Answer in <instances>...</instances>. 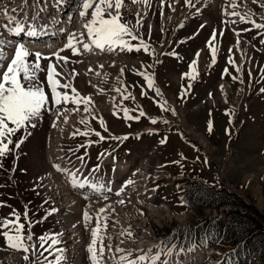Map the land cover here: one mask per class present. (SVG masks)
Listing matches in <instances>:
<instances>
[{
    "label": "rangeland",
    "instance_id": "1",
    "mask_svg": "<svg viewBox=\"0 0 264 264\" xmlns=\"http://www.w3.org/2000/svg\"><path fill=\"white\" fill-rule=\"evenodd\" d=\"M128 1L131 2V0ZM152 3H154L152 8V14L155 19L151 16V14L150 16L154 19V21H156L154 23L156 25L151 27L150 24H148L149 19L147 16L146 18L143 19L144 21L141 22L142 27L139 28L138 34L144 38L146 43L151 45V43L154 42L155 44L162 45L164 47V45L168 44V41L170 40L169 33H171L174 30V27L177 25L175 23H171L169 27L166 28V31L163 28H161L163 25V21H162L163 18H161L162 10H161L160 0H152ZM238 3L240 6L237 9L238 11L241 12L240 1ZM258 3L264 4V0H259ZM133 5L134 7L137 6L136 3ZM168 5L167 6L164 5V6L166 10L168 9L167 11L170 12L169 9L170 7ZM196 7H198V4L196 5ZM182 8L184 9V4L181 6V9ZM253 8H255L256 11H260L261 8L264 7L258 6L255 3L253 4ZM122 11H123L122 14L124 21H129L131 22V24L137 23L136 13L137 11L141 13L140 9H135L133 12H131V14H129L130 11L128 8H124L122 9ZM200 11L201 13L197 14L195 19L193 18L191 20L192 22L190 21L187 26L183 25V28H180L179 26V28H177V30L175 31V34H173L174 36L172 39L174 41L168 47H165V50L166 51L176 50L174 52L178 54V58L173 55H168L166 57L165 62L161 64V70L178 68V66L179 67L184 66V68L186 69V65H188V63L191 62V60L193 59V55L196 49H198L199 47L201 48L206 47L205 51H208L207 49L209 48L207 47V42L212 35L211 34L212 30L216 29L218 34L216 41L213 42V46L215 47L216 45H220L222 47L221 50L222 61L203 75V80L200 86L206 90L203 89V92H201L198 85V88L196 89V93L193 94L194 96L195 95L196 96L193 97L192 99H187L188 101L185 100L184 103H180V104L178 102L179 100H175V102H177L178 104H172L171 102H169L168 105L174 108L175 112L177 108L181 107V110L179 112H176L175 115L172 114L171 111L162 112L158 107L157 103L154 102L153 104H149L148 100L151 99V95L153 94L155 95V93L152 89L147 88L145 79L143 78L142 75L138 74L140 73L141 69H145V68L147 69V72L150 73L153 66L157 64L154 63L152 57H150L148 54L144 53L143 51L139 53L135 51L130 53L123 51L124 53L129 55L128 58L132 60H137L138 58V60H140L144 65V68H142L141 65H137V66L134 64L130 65L131 62H127L125 64L126 66L124 67V69L126 70H124L123 72L124 80L126 82V85L123 88L124 95H128L129 93L131 94V96H133L132 94H134V96L137 95V98L139 99L140 97V100H142L144 104H140L138 101L133 102L131 99H129V100H123L122 101L123 104H121V107L134 109L135 111H130L129 113V115L131 116L138 115V112L142 108V110L146 113V116L141 117L138 121L127 120L123 118V112L121 111V108L114 109L115 110L114 112L119 113V116L115 115L114 112L110 110L108 111L100 110L102 112V117L104 118L98 116L99 112L98 113L94 112L96 114L94 113L93 114L95 116L97 115V117L102 118L104 120L107 131H105L104 127L100 125L98 119H93L91 115H87V116L85 115L87 119L89 118L88 121L90 123L87 125L79 123L78 128L75 127L73 128V130L69 129V133L68 131L66 132V134L68 135L65 138H62L60 141H58L56 145L57 150L61 152L62 158H64L63 154H65V157L66 155L67 156L72 155V157H80L81 155H83L84 150L78 148L79 144L88 139L96 140V138L98 137L94 134L95 132L104 133L105 135H107V138L109 140L102 142L96 140L97 142L94 144V146L96 145L97 146L91 151V154H93L95 160H97L103 149L115 148L117 144L120 142V140L112 139L113 136L123 137L128 133L132 134V132L139 130L144 131L146 127L153 129H161V132L163 131L162 134H160V136H157V134H145L144 137L141 138L140 140L133 137L132 135L130 138L126 140L124 145L118 151V156L124 157L127 156L129 153H132V151L137 147L145 150L146 147L154 143L156 139L157 140L160 138L165 139L166 143H163L162 146L160 145L158 149L155 150L156 152H154V154L148 155L149 164H151V166L154 165V167H160V165L164 164L168 167V171L173 176H175V180H174L175 185L173 186L174 190L171 191L173 187H170L167 192L171 191V193L168 194L166 197L168 203L170 204L169 208H170L171 216L167 215V213L165 212L166 209L164 208L156 207L155 208L156 212L151 213V211L147 208V206L141 205L140 207H138L139 204H135L132 202L126 203V205L123 206L122 205H118L117 207L113 206L115 209L114 218L119 222V225L117 226L116 229H119V226L122 225H123L122 227L125 228V226L127 225L126 229L124 230L125 232L123 231L122 236L125 242H131L133 240L134 246L138 245L139 241L141 240L140 237L143 236L144 233L147 231H150L151 233L150 236L154 237L153 238L154 240L152 241V238H150V236H146V239L150 240L148 243L151 244L158 242L159 238L167 239L168 237L172 236L170 231L172 229H175L177 226H181V225L183 227L182 231L184 232L188 231V233L192 237H194L193 235L194 234L196 235V233H198V228H200L203 224L208 223V227H210L209 229L210 231L211 229L216 228L214 222L219 220L224 221L225 219L228 218L229 214H239L242 216L243 214H249L255 216L260 223L264 224V173L261 174L262 176L261 183L258 182V179L256 180V177L251 178V176L254 174L260 175V170L258 169V167L252 165L255 164L258 166L261 163V165L264 166V158L259 159L260 161L256 160L257 163H254L252 165L249 164L247 168L240 169L239 174L240 176H242V180H238L233 176V174L235 173L233 171L235 170L236 167H233L232 165L234 164V160L238 153L237 149L243 148L246 144L252 141V139H254L257 136V134L260 131H262L264 128V126H262V122H258L260 121L259 113H258L260 109V102H258V100L260 97L258 99L252 97L253 94H257L261 88H264V76L261 77V75H264V30L254 31L250 33H248L249 32L248 31L244 33V39L250 40L253 43V45L256 46V48L254 47L255 49L253 48L251 49L253 54L252 52H250L251 58H253V60H251V58H248L250 61H254V67L256 68L244 66L242 71L243 83L238 81L235 82L233 80L228 81L229 83L227 84L229 85H227V88L229 90L225 88V92H226L225 94L227 98L226 100L225 99L223 100L222 99L223 94L221 93V91L217 89V83L219 78L215 83H213L215 81V76L218 75V73L220 72L221 68L225 64L224 60L227 57L236 60L237 53L241 54L240 51L239 52L236 51L237 49L236 47L241 45L243 41L240 42L238 38L234 39L232 37L233 32L231 28L227 25L226 26L229 27L231 32L226 28L227 34H225L221 39H219L218 31L220 28L222 29L223 24L221 17L213 12L215 11L216 13H218L217 10L215 8H213L212 10L210 7H205ZM206 18L209 20L211 18V24H205L206 22H208ZM200 25H203L204 27L199 28ZM243 28L247 29L245 27ZM198 29L201 32L199 33L198 38L192 40L191 39L183 40V41L180 40L181 42L177 41L178 39L183 38L188 34H192ZM237 41L240 42L238 46H237ZM131 43L133 45H136L139 42L131 41ZM176 43L178 44L180 43L177 47L178 49L175 48ZM208 54L209 53H207V55L204 54L203 56V59L204 57L205 59H207L204 61V64L210 62V58ZM61 55L68 56L73 61V63L67 66L66 71L70 72L73 68H75V70L77 71L78 75L76 76L75 87L78 89V91L81 94L82 92H84L87 94H92L93 97L97 96L98 100H100L99 101L100 105L104 104L105 101L103 99H105L107 96H110V92H112L113 90L112 89L113 83L111 82V78L113 72L117 74V68L119 67L118 63H115L114 66H112V62L114 63V61H111L110 63L106 64L108 67L106 66L105 72L106 74L108 73L107 74L108 79L105 80L103 83L101 89H103L104 91L101 94L100 91L99 92L94 91L92 85L89 82H87L84 73L82 75L79 72L80 70H83L86 67L85 63L90 58L84 59L83 56L81 57V55L74 56L71 50H68L65 53H61ZM231 55H233V57H231ZM244 57L245 55L243 56L241 55L239 59L236 60V63H239V60H241ZM76 61H80L79 62L80 64L76 63ZM47 63H48L47 60H42L41 66L46 68ZM148 65H151V67H147ZM233 73L235 75L234 71ZM87 74L91 75L92 72H87ZM253 74H255L256 78L253 79L252 82H250L249 75H253ZM100 76H101L100 74L99 75L94 74L92 77L96 78ZM39 77L41 81L45 82V91L46 93L49 94V99L51 100L50 90L47 87V83H46V72L39 73ZM142 90L147 92L146 96L141 95ZM209 92L211 93V101L210 98H208ZM236 98L237 100L239 99L242 101L241 106L235 107ZM155 99H159V98L156 97ZM243 102L248 103V107L250 105L249 111H246L247 107H245L246 105L244 106ZM71 106L73 105L72 104L67 105V107H71ZM61 107H63V105ZM214 107H218V108L227 107L230 109V111L232 110H235V112L238 111L236 112L237 113L236 120L238 119V122L235 124V127H237L238 130H240V127H238V123L243 120L244 123L246 122V124L244 125L245 129L243 131L244 133L242 134V138L239 139L238 142L234 141L235 144L232 141L233 143L232 146L233 148L235 147L234 151L231 150L230 148L226 151L225 144L220 145L221 147L220 146L216 147V145H214L209 140L210 136L208 133L207 134L200 133L201 129H204L203 128L204 123L205 124L208 123L207 118H209L210 116L209 113L208 114L205 113L206 110ZM145 109L146 110L148 109L150 113L147 112ZM201 114H202V118H199V115ZM168 115L170 116L171 119H173L174 121L179 123V125L184 127L185 131L182 132L183 129L180 130V128L177 130L178 127H176L172 131L168 132L167 129H164V127L168 126L167 124L162 122L152 124L150 122V118H163L168 120L166 118V116ZM219 115L221 114L219 113ZM52 120H53V115H50L47 112L43 113V118L42 120L37 122V126L35 128L29 129L31 134L28 135L27 139L21 145L20 149L14 153L8 154L4 158H0V164H2V167H0V221H3L5 219L8 220L14 219L13 213L15 212L20 215V223H23L25 226V230H24L25 235L31 233L35 238L36 236H34V234H38V233L41 234V236H45L46 234L54 235L57 240V237L62 236L61 233L62 228H61L60 220L57 217V215L53 213V216L52 215L50 216L49 214L53 209H55V203H54L55 200L52 199V195L48 193L49 191L45 189L47 181L44 179V177H46V175L49 174L48 171L49 168L51 167L50 164L51 161L49 160L50 158L49 141H51V137L53 135L51 130ZM170 123H175V122L169 121V124ZM66 127H67L66 124H64V129H63L64 131L67 130ZM79 128L88 129L89 130L88 135L87 136L83 134H78L75 136L72 135ZM188 129L189 131H187ZM182 133L185 135L184 137H181L179 135ZM23 134H24L23 130H21L20 133H17V136ZM198 135L200 136L198 137ZM201 138L211 142V145H213L212 149H208L205 146H203L200 142ZM15 139L16 137H13L14 142ZM251 150L254 149L252 148ZM54 154H55V148H53V155ZM252 158H255V155ZM173 161L176 162L172 163ZM77 162H78L77 160H73L71 163L76 164ZM255 170L256 173L249 175V179H248L247 173ZM220 173L222 174V176ZM236 174L238 175V172ZM40 176H42L41 178L43 179H40ZM50 178L51 176L49 177V179ZM54 179L57 180L56 178ZM197 185H200L201 187L208 186L212 188H214L213 186H215L217 188L224 189L225 191H223L222 194H224L227 191H231L234 193V195L237 198L231 201L222 200L223 197H220V199L211 200V198L208 195L200 194L198 196V199L195 200L194 204L189 205L187 200L184 198L185 196L182 195V191H184L186 188H188V190L190 191H193L197 189L196 188ZM61 189L63 190V188ZM48 190H50V182L48 185ZM160 194L161 193H158V197H156L154 200V202L157 203L156 206H161ZM127 197L130 198V201L133 198L130 195H127ZM69 201L71 204L74 203L77 204L76 200H73L72 202V199H69ZM218 201L221 202L218 203ZM188 207H192L189 209L190 212H188V214L185 217L180 218L181 216L180 211ZM236 210H238L239 212L236 213ZM27 211H28V216H27ZM108 214H110V212H108ZM165 214L166 216H168V218L164 217ZM36 219L38 221L34 226L33 224L35 223ZM158 221L161 223H159ZM128 232H131L133 236L132 235L129 236ZM118 233L119 231L116 232L117 235ZM173 233L176 234V232ZM212 235L216 239L215 241L217 242L216 244L218 245L219 256L230 253V251H232V249H234V247L239 244L238 242L229 238V235L227 236L225 232L220 234L219 237H217V234L215 233H213ZM201 237H203L202 234H197L198 240L201 239ZM37 247L40 248V244ZM43 247L44 248L51 247V251H53V254L49 255L47 259L48 261L51 262V264H55L54 257H60L59 251H57L59 249V245L58 244L52 245L51 240H49L44 244ZM0 249L7 250V251L3 250L4 252L0 250V259L9 256L10 253L13 254L15 253V250H12L11 248H5V239L2 235H0ZM47 253L48 251L43 252L44 255L43 258L46 257ZM243 255H245V253H243ZM34 258L35 257L30 255L27 264H30ZM23 261L24 260L20 261L18 264H26V262ZM43 261L44 259L41 262ZM248 261L249 264H261L259 262L260 259L258 260L257 258H255V260H253L251 254L249 255ZM3 264H9V263L8 261L3 260Z\"/></svg>",
    "mask_w": 264,
    "mask_h": 264
},
{
    "label": "snow or ice",
    "instance_id": "2",
    "mask_svg": "<svg viewBox=\"0 0 264 264\" xmlns=\"http://www.w3.org/2000/svg\"><path fill=\"white\" fill-rule=\"evenodd\" d=\"M141 3L150 6L149 0H131V3ZM201 0H184L185 6L188 8L196 9L197 14H199L200 9L196 8V5L200 3ZM259 0H253V3H258ZM161 8H163L166 0H160ZM24 5L27 6V0H24ZM171 7V4L168 5ZM238 0H229V4L225 7L223 14L226 16H234L239 18V22L251 24L257 30H264V22H257L252 19L255 15L250 10L245 14H241L236 9L239 7ZM264 7V4L260 5ZM124 7V0H83L81 5V10L79 11V17L83 21V29L85 31H73L68 34V39L65 47L58 49L57 51L51 52L47 55L40 51H33L24 43H16L14 41L4 38V33L18 35L25 32L26 27L28 29L27 35L36 36L38 34L37 27L34 23L28 21L26 18L24 20L17 19L15 13L19 11L17 8H12L9 10L7 6L0 7V15H2L6 23H0V60H7L6 70L0 73V158L6 157L10 153H14L20 149L21 145L25 142L28 135H30V128H35L37 122L42 120L43 113L47 112L53 115L52 127H57L61 117H63L64 123H68V114H75L81 111V106H83V112L92 116L93 119H98L99 123L104 130L107 131L105 127V122L102 118L95 116L92 112V108L95 102L91 95L81 94L77 88L74 86L73 81L78 75L75 68L70 72L66 71V68L73 61L68 56L61 55V52L70 49L74 56L83 55L84 53H92L94 49L105 51L111 50L116 51L117 49L125 52H141L148 54L150 57H155V49L148 43L145 42L144 38L141 37L139 33V28L142 27L141 23V13L137 11V23L131 24L129 21L123 20V14L121 9ZM231 8V11H228ZM172 11H175L172 8ZM162 14V13H161ZM35 17H33V20ZM264 20V17H261ZM225 23H237L236 20L222 21ZM46 27V26H45ZM180 27H183L181 24ZM201 27H204L203 25ZM250 29H244V31H249ZM234 35L239 36L238 32L234 31ZM217 39V30L214 29L209 41L207 42V47L210 49L212 56V63H215V58L217 54V49L213 46V42ZM131 41H138L139 43L133 45ZM239 41H237V46ZM199 50L196 53L193 63L190 65L191 72L183 73L182 77L188 80H195L198 76L196 69V60H198L200 55ZM231 51V48H230ZM173 56L178 58V54L173 52ZM245 55V53H241ZM32 58V59H30ZM47 60L48 63L45 67L41 66V61ZM80 61H76L79 63ZM157 63L159 61L157 60ZM228 63L234 67L236 73L239 76H231L233 80L239 79L241 83L242 80V68L239 64H236L235 60L229 58ZM114 66V63H113ZM99 68H103L104 65H98ZM147 67H151L148 65ZM89 72L93 69L89 66ZM123 74V69L120 70ZM46 72V83L50 90L51 100L49 99V94L45 91V82L40 80L39 73ZM227 68L225 73H227ZM99 75V72L95 73ZM143 76L146 81V86L152 89L156 95H162L159 88L154 85V74H150L147 71L138 73ZM119 79V78H117ZM90 83V82H89ZM93 87H96L93 85ZM143 88V86H142ZM191 84L189 83L186 88L181 91L180 99L184 100L187 95H189V90ZM223 90V86H221ZM62 90V91H61ZM103 93V89L99 90ZM114 91L120 93L121 103L123 100L131 99L135 101V97L124 95L120 88H115ZM261 93H264V88L260 89ZM142 96H146L147 92H141ZM211 96V93H209ZM162 112L171 111L172 114H176L175 109L168 105V101L164 100L163 103L155 101ZM68 104H72L74 107L69 109ZM63 105V107H61ZM113 106L115 108H121L123 112V118L127 120H139L141 117H145L146 113L142 110L138 112V115H129L130 111H135L134 109H129L126 107H121V104L115 103V97L113 98ZM115 115L119 116V113L114 112ZM152 124L162 122L168 124L169 121L163 118H150ZM80 124H89L87 118L81 119ZM23 130V135L17 136ZM208 131H212L211 124L209 125ZM227 131V130H226ZM83 134L88 135V132L80 133L79 129L73 133V135ZM100 141L105 140V137L101 135L100 132L94 133ZM13 137H16L15 142ZM129 137L127 135L123 137H115V140H127ZM161 144L166 143L165 139H161ZM85 147V145H81ZM103 156V153H101ZM77 159L83 161V157H77ZM175 163V162H174ZM2 167V164H0ZM55 171L61 173L68 180L70 187L73 189L89 187L94 190H103L106 184H98L92 182L90 179H79L78 173L80 169L75 171L67 168L61 167L59 164H53ZM99 171L97 166L91 169L90 172ZM139 171V170H137ZM51 175L50 173L48 174ZM43 179V178H41ZM135 182L131 179L125 181L121 187L116 190L115 195L120 197L115 201L118 205H126L130 203V198L125 196V190L129 185ZM108 192H111V188H107ZM105 200L108 199L107 196L104 197ZM109 209L115 212V209L109 205L108 208L99 209L100 213H106ZM55 211V209H53ZM142 214V213H141ZM14 219H5L0 221V235L5 239V248H11L15 251L23 252L24 255L22 259L26 262L29 261L30 255L35 257L36 264H51L47 257L44 261H40V256L43 255L44 251L51 252L50 248H44V244L51 240L52 245L59 243L54 235H45L39 237L40 248L37 244L33 242V235L29 233L24 234L25 226L20 223V215L18 213H13ZM85 221H89L91 217L88 212L84 213ZM98 223L96 227L91 232L92 240L87 248V251L92 256L93 264H103V258L105 254V249L107 248L109 254H112L111 245H105L103 237H99L98 233L101 231H106L108 216L103 217V225L99 223L101 220L100 216L96 217ZM14 233V234H12ZM123 235V233H121ZM131 236L132 233L128 232ZM31 242V243H29ZM123 243V241H122ZM2 250V249H0ZM57 251L63 253V249H58ZM116 252L123 253L118 258L112 255V259L117 261V264H170V258L174 255L185 252L186 250L180 248L179 246L168 247L161 242V246L157 248L154 252L151 248L147 250H137V255L135 259H129L133 255L132 251H126L123 248H117ZM39 253V255H37ZM168 257L169 259L161 260V257ZM55 264H62L63 256L54 257ZM218 264H225L224 261L218 262Z\"/></svg>",
    "mask_w": 264,
    "mask_h": 264
},
{
    "label": "bare ground",
    "instance_id": "3",
    "mask_svg": "<svg viewBox=\"0 0 264 264\" xmlns=\"http://www.w3.org/2000/svg\"><path fill=\"white\" fill-rule=\"evenodd\" d=\"M149 1L152 3V0H149ZM183 1L184 0H170V3L173 5V8L176 10L177 8H179V4L182 3ZM137 3H138V6L134 7V5L130 1L124 0V7L122 9L128 8L130 11L129 14H131V12H133L135 9H140V11L143 12L142 14H145V18L147 16H149L148 24H150L151 27L156 25V24H154L156 21H154V19L150 16V13L148 12V8L147 7L141 8V5L139 4V2H137ZM198 4H199L198 7H200L199 9H203L207 6L210 7L212 10H213V8H215L218 13H216L215 11H213V12L215 14H218L223 19L236 20V18H238V17H234V16H232V17L226 16L223 14L225 7L229 4V0H201V2ZM253 4H255V3H253V0H245L244 6L242 7L241 11H242V13L245 14V13L249 12V10H250L252 13L255 14L252 16V19H255L257 22H262L260 16L264 17V8H261L260 11H256L255 8H253ZM256 5L260 6L261 4L256 3ZM3 6H7V8L9 10H11L12 8L19 9V11H17L15 13V16L17 17V19L24 20L26 18L28 21H30L32 23L43 24L44 26L53 27V35L54 36L53 35L48 36V38L53 37V39L46 40V37H45L44 41H38L34 45L25 44L30 49L40 50L44 54H46V53L49 54V53H51V51H53V52L56 51V49L61 45L60 41L62 40L61 37L63 35V33H62L63 30H65L66 33L69 31H72V29H76L79 31L84 30L82 27L83 21L79 17V14L75 18L73 26L70 25L69 23H66V24L60 23V27H61L60 29H57L53 26V18L58 17V18H64V21L66 20L65 18L68 16L69 11H71V9H73V10L75 9L76 0H27V6L24 5V0H0V7H3ZM162 9H163V11L161 12L162 13L161 17L163 18L162 21H163L164 25H168V24H171L173 22H175L177 25H179V24H181V22L183 20L188 18V14L186 13V10H182L180 12V14H178V12H176V11L168 12L167 11L168 9L167 10H165V8H162ZM180 9H181V7H180ZM231 10H232L231 8H228V11H231ZM33 17H35L34 20H33ZM206 20L208 21V22H206V24H211V18H210V20L206 18ZM64 21H62V22H64ZM142 21H144V20L141 19V22ZM6 22L7 21L5 20V18L2 15H0V23H6ZM240 23L241 22H239V18H238L237 23H235V24L229 23L230 26L227 25L230 28H232L234 39L238 38L240 42L243 41L241 45L236 47L237 52L240 51L241 53L242 52L245 53V57L242 58L241 60H239L238 64L243 68H244V66L254 67V61H250L248 58H251V55H250V52H252L251 49L252 48L255 49L256 46H254L250 40L244 39V33L248 32V31H244V28L241 26ZM247 25H249V26H247ZM247 25L245 26V28L250 29L249 31H252L254 29V27H252L251 24H247ZM173 27H174V25H173ZM161 28L164 29V26H162ZM27 31H28V29L26 27V30L23 33L25 35H27ZM234 31L239 33L238 37L236 35H234ZM5 34H6V32L4 33V35ZM8 35H11V34H8ZM191 36H187L186 39H189ZM67 39L68 38H66L64 43H67ZM162 41H163V39H162ZM240 42H239V44H240ZM215 48L217 49L218 52H220L222 50V47L220 45H216ZM156 49H157V52L162 50L161 47H157ZM200 50H202V51L200 52L199 59L196 60V65L198 67L201 66V67H203L202 69H204L207 66H211L213 63H212V61H210V62L204 64V60L202 58L205 54L206 47H202V48H200ZM252 54H253V52H252ZM82 56L84 59L85 58H90V59H88L86 61V63H85L86 67L83 69L84 71L80 70L79 72L82 75L84 73V76L86 77L87 82H90L92 87H93V85L96 86L93 88H94V91H97V92H99V90L102 88L104 81L108 79L107 78L108 73L106 74V72H105V68L107 66L106 64L110 63L111 61H114V65H115V63H118L119 67L117 68V74H115L113 72V75L111 78V82L113 83L112 84L113 90H112V92H110V96H107L106 98L104 96V98H105V99H103L105 101L104 104L101 103L102 105H100V102H99L100 100H98L97 96L93 97L92 94H85V96L91 95L94 102H95V105L92 108L93 113L94 112L98 113L100 110H102V111L110 110V111L114 112L113 98L115 97V103L116 104H121V99H122L120 93H117L116 91H114V89L120 88L121 92L124 94L123 88L126 85V82L124 80V75L120 74V70L121 69L125 70L124 66H126L125 64L127 62H131L130 65H132V64H134L136 66L141 65V67L144 68L143 63L140 60H138V58H137V60H138L137 61V60H132L128 57H121L120 55L118 56L116 51L115 52H112V51L108 52V51H101V50L94 49L92 53L86 52L83 55H81V57ZM110 56H112V57H110ZM113 58H115V59H113ZM155 59L158 60L159 56L156 55ZM160 59L162 60L161 57H160ZM243 59H245V60H243ZM217 60L218 59L215 58V62ZM251 60H253V58H251ZM7 62H8L7 60H0V73H2L5 70ZM119 62H121V63H119ZM100 64L104 65V67L102 69L98 67V65H100ZM89 66H91V68L93 69L91 75L87 74V72H89L88 71ZM112 66H113V62H112ZM254 68H256V67H254ZM96 72H99L101 76L93 78L92 76ZM141 72H144V71L142 70ZM117 78H119V79H117ZM75 80H76V78L73 81L74 86L76 85ZM220 83L221 82H219V84ZM227 83H229V82H227ZM227 85H229V84H227ZM224 90H225V87H223V90L220 88V91L223 94L222 99L226 100L227 96H226V94H225L226 92ZM230 93H231V91H230ZM96 95H97V93H96ZM235 97H233V98H235ZM108 99H110V100H108ZM235 104H236L235 107L241 106L242 101L239 99L237 100V98H236ZM243 104H244V106L246 105L245 102H243ZM73 107L74 106H71L68 108L71 109ZM94 114H96V113H94ZM85 115L87 116L89 114L83 112V107H81V111L76 112L75 114H71V113L68 114V116H69L68 123H64L63 117H61V120H60L58 126L55 128L52 127L51 130H52L53 135L51 137V141H49L50 142L49 143V145H50L49 146V148H50L49 160L51 161V163H50L51 167L49 166L50 168L48 171L51 174L50 175L51 178L49 179L50 176L48 174L46 175V177H44V179L47 181L45 189L47 191H49L48 193H50L52 195V197L55 199L56 203H58V207L55 211H56V215H58V218L60 217L59 218L60 224H61L62 228L64 229L63 230V236H62L63 243H64L62 264H82L83 263L82 260H83L85 255L91 256V254L87 251V248H88V246L92 240V236H91L90 231L95 229L96 224L98 223V221L96 220L97 216L101 217V220L99 221V223H101V225H103V217L105 215L108 216L107 229H106V231L99 232L98 236L103 237L105 245H109V244L111 245L112 254H109L107 248L105 249L103 264H117V261L115 259H112V255H115L118 258L120 255H123V253L116 252L115 250L117 248H123L126 251H131L130 248L132 247L134 241L133 240L131 242H125L124 241L123 236L120 233L121 232L123 233V231L126 229L127 225L125 226V228H123L122 227L123 225H122V226H119V229H116L117 226L119 225V222L117 220H115L114 212H112L111 209H109L106 213H100L99 208H101V206H102V208H108L109 205H111L112 207L113 206L117 207L118 204H116L115 201L117 199H119L120 197H117V196H111L110 197L108 194L107 196H109V197L107 200L102 199L101 201H98V202L92 201V200L88 201L86 206H84V208L90 209V211L88 213H89V216L91 217V219L89 221H85V219H83L82 221L79 219H76V220L70 222L67 219L72 218V213H73V211H75L77 209L80 201H82L83 197L89 198V196L88 195L81 196L79 191L70 189L67 185L66 177L63 176L61 173L55 171L53 168L54 163L61 165V167H67V165L65 164L64 158L61 157V152L59 150H57L56 145H57L58 141H60L62 138H65L68 135V134H66V132L68 131V133H69V129L72 130L75 127L78 128L79 121L81 119L86 118ZM52 123H53V120H52ZM64 124H66V126H67L66 131L63 130ZM189 129L187 131H189ZM198 137H199V135H198ZM200 142L206 148H208V149L212 148L210 142H208L206 139L201 138ZM53 148H55V154L54 155H53ZM51 149H52V151H51ZM147 161H144L142 163V168L143 167L144 168L141 171H137V170L134 171L133 175L131 176V180H133L135 183L128 186V188L125 190V196L127 197V195H130L131 197H133L131 199V202L135 203V204H139V206L137 205L138 207H140L141 205H145L148 207V205H149L148 209L151 211V213H155L156 212L155 208L160 207V206H156L157 203L154 202L156 192L158 190L161 191L162 189H168L170 187H173L175 176H173L168 171V167L166 165L163 164V165H160V167H154V165L151 166V164H148ZM77 164H78V162L76 164L71 163V165H77ZM121 167L123 169L122 174H124L128 171V166H126L125 163H122ZM69 169L75 171L74 168H69ZM166 169H167V171H166ZM41 177L42 176H40V179H41ZM54 178H56L57 180H55ZM78 178H79V176H78ZM49 182H50V190H48ZM61 188H63V190ZM69 199H72V202H73V200H76L77 204H75V203L71 204ZM59 203H60V205H59ZM161 204L164 205L163 203H161ZM83 205L84 204L82 203V206ZM61 206L63 207V209L60 208ZM160 208L166 209L165 212L167 213V215L171 216L170 210H167L168 206H166V207L163 206ZM189 209L181 211L180 212V215H181L180 218L185 217L188 214V212H190ZM108 212H110V214H108ZM164 217L168 218V216H166V214ZM159 223H161V222H159ZM152 226H154V225H152ZM181 227H182V225L177 226L176 228H181ZM117 231H119L118 235L116 234ZM146 231H147V229H146ZM37 235L38 234H36V236ZM150 235H151L150 231L145 232L144 235L141 236L142 238L140 237L141 240L138 243L139 246H142V245L148 246L149 245L148 242L150 240L146 239V236H150ZM150 238H152V241L154 240L153 236H150ZM115 239H116V241H115ZM122 241H123V243H122ZM15 253L14 254L10 253L9 256H6L5 258L3 257V259H0V264H3V260L8 261L9 264H17L20 261H22L23 260L22 255L24 253L23 252L20 253L19 251H15ZM42 259H43V257L40 256V261H42ZM91 260H92V256H91ZM34 262L36 263L35 258L31 261L30 264H33Z\"/></svg>",
    "mask_w": 264,
    "mask_h": 264
},
{
    "label": "crops",
    "instance_id": "4",
    "mask_svg": "<svg viewBox=\"0 0 264 264\" xmlns=\"http://www.w3.org/2000/svg\"><path fill=\"white\" fill-rule=\"evenodd\" d=\"M183 73H188V71L184 68V66L183 67L178 66V68L167 69V70H161V67H159V71H158V77L163 83L166 93L168 94L170 98H173L174 100H179L178 101L179 104L184 102L187 99H192L193 97H195L196 95L194 96L193 94L196 93V89L198 88V85H199V89L201 90V92H203V89H204L200 86L203 80V77L200 81L192 85L193 83L190 80H187L182 77ZM220 74H221V70L218 73V75L215 76V81L213 83H215L218 80V78L220 77ZM189 83L191 84V88L189 90L190 94L187 95L184 100H181L180 99L181 91L183 88H186ZM252 97H255L256 99L260 97L258 100V102H260V109L258 112L260 121L258 122H262V126H264V122H263L264 120V93H261L259 91L257 94H253ZM152 98H153V95H151V99L148 100L149 104H153ZM205 113L207 114L209 113L210 116L209 118H207L208 123L207 124L204 123V127H203L204 129H201V131H203L205 134L207 133L209 134L210 136L209 140L214 145H216V147H219L220 145H223V144L227 145L228 144L227 142L231 139L230 137L233 135V129L228 124V116L230 113V109L227 107H219V108L214 107V108L206 110ZM219 113L221 115H219ZM199 118H202V114L199 115ZM210 124L212 126L211 132L208 131ZM244 129H245V126L239 131L236 142H238L239 139L242 138ZM252 148L254 150H251ZM237 152L238 153L234 160V164H232L233 167H236L235 170L233 171L235 173L234 174L232 173V174L236 179L242 180V176H240L239 170L242 168H247L249 164L252 165L254 163H257L259 159L264 158V128L262 131H260L257 134V136L254 139H252V141L246 144L243 148L241 149L238 148ZM254 155H255V158H252L254 157ZM252 166L258 167V169L260 170V175L254 174L256 173V170L252 172H248L247 173L248 179H249V175L254 174L251 176V178L256 177V180L258 179V182L261 183V179H262L261 174L264 173V166H262L261 163L258 166L255 164ZM237 172H238V175L236 174Z\"/></svg>",
    "mask_w": 264,
    "mask_h": 264
},
{
    "label": "trees",
    "instance_id": "5",
    "mask_svg": "<svg viewBox=\"0 0 264 264\" xmlns=\"http://www.w3.org/2000/svg\"><path fill=\"white\" fill-rule=\"evenodd\" d=\"M213 187L214 188L208 186L201 187L197 185V189L193 191L186 188L182 195L185 196L184 198L189 205L194 204L200 194L208 195L211 200L223 197L222 200L231 201L237 198L231 191L222 194V192L225 191L224 189ZM220 202L221 201H218V203ZM238 212L239 211L236 210V213ZM214 224L216 228L210 230L212 234L215 233L217 237H219L220 234L225 232L227 236L229 235V238L239 243L233 252V257L237 259V264L247 263L249 255L253 252L257 254L261 263L264 264V224L260 223L255 216L249 214H243V216L239 214H229L226 221L221 222L219 220L214 222ZM210 232L209 235L212 236ZM199 233L203 234L204 231H200ZM243 253H245V255H243Z\"/></svg>",
    "mask_w": 264,
    "mask_h": 264
},
{
    "label": "built area",
    "instance_id": "6",
    "mask_svg": "<svg viewBox=\"0 0 264 264\" xmlns=\"http://www.w3.org/2000/svg\"><path fill=\"white\" fill-rule=\"evenodd\" d=\"M158 61H161L160 57H159ZM166 171H167V169H166ZM181 228H182V227H181ZM181 228H177V229H181ZM161 239H162V238H161ZM161 239L159 238V240H161ZM159 240H158V241H159ZM33 264H36V263L34 262Z\"/></svg>",
    "mask_w": 264,
    "mask_h": 264
}]
</instances>
